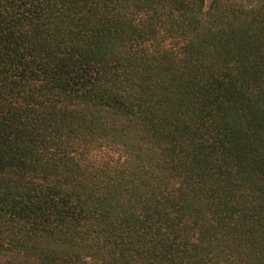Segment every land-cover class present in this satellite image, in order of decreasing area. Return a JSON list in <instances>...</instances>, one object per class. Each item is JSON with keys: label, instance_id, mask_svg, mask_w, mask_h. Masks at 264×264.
<instances>
[{"label": "trees", "instance_id": "obj_1", "mask_svg": "<svg viewBox=\"0 0 264 264\" xmlns=\"http://www.w3.org/2000/svg\"><path fill=\"white\" fill-rule=\"evenodd\" d=\"M0 264H264V0H0Z\"/></svg>", "mask_w": 264, "mask_h": 264}, {"label": "rangeland", "instance_id": "obj_2", "mask_svg": "<svg viewBox=\"0 0 264 264\" xmlns=\"http://www.w3.org/2000/svg\"><path fill=\"white\" fill-rule=\"evenodd\" d=\"M205 2L208 4L210 2V0H205Z\"/></svg>", "mask_w": 264, "mask_h": 264}]
</instances>
